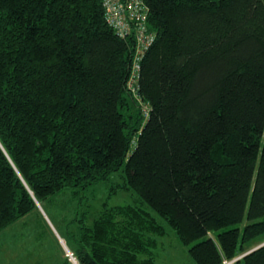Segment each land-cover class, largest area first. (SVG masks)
I'll return each mask as SVG.
<instances>
[{"label": "trees", "instance_id": "obj_1", "mask_svg": "<svg viewBox=\"0 0 264 264\" xmlns=\"http://www.w3.org/2000/svg\"><path fill=\"white\" fill-rule=\"evenodd\" d=\"M143 1L131 85L102 0H0V232L122 170L139 204L65 229L76 264H155L154 215L195 264H264V0Z\"/></svg>", "mask_w": 264, "mask_h": 264}, {"label": "rangeland", "instance_id": "obj_2", "mask_svg": "<svg viewBox=\"0 0 264 264\" xmlns=\"http://www.w3.org/2000/svg\"><path fill=\"white\" fill-rule=\"evenodd\" d=\"M124 183L120 170L106 181L85 188H66L43 202L40 216L32 212L0 232V264H63L65 257L72 263L66 256L71 252L61 238L65 229L73 232L80 225L90 227L104 203L108 207L138 205L137 196L124 189ZM154 217L166 230L165 236L157 239L155 264H195L187 252L189 246L181 245L163 220ZM246 224L244 221L240 228Z\"/></svg>", "mask_w": 264, "mask_h": 264}, {"label": "built area", "instance_id": "obj_3", "mask_svg": "<svg viewBox=\"0 0 264 264\" xmlns=\"http://www.w3.org/2000/svg\"><path fill=\"white\" fill-rule=\"evenodd\" d=\"M102 7L104 19L115 34L122 39L133 37L135 40L130 80L132 85L137 78L143 56L155 39L154 32L147 27L148 9L143 0H102ZM67 254L72 263H75L72 254ZM232 262L225 261L223 264Z\"/></svg>", "mask_w": 264, "mask_h": 264}, {"label": "water", "instance_id": "obj_4", "mask_svg": "<svg viewBox=\"0 0 264 264\" xmlns=\"http://www.w3.org/2000/svg\"><path fill=\"white\" fill-rule=\"evenodd\" d=\"M36 204H37V207H39V206H38V203H36ZM263 245H264V243H262L261 245H259V246L255 247V248H254L253 250H251L250 252H252V251H254V250H256V249L260 248V247H261V246H263ZM250 252H249V253H250ZM246 254H248V253H246ZM246 254H245V255H246ZM245 255H244V256H245ZM242 257H243V256H242ZM240 258H241V257H239L238 259H240ZM238 259H237V260H238ZM73 264H76V262H75V263H73Z\"/></svg>", "mask_w": 264, "mask_h": 264}, {"label": "crops", "instance_id": "obj_5", "mask_svg": "<svg viewBox=\"0 0 264 264\" xmlns=\"http://www.w3.org/2000/svg\"><path fill=\"white\" fill-rule=\"evenodd\" d=\"M39 211H41V207H39ZM40 213H42V211L40 212ZM49 234H50V237H52V233L49 231ZM56 235V234H55ZM55 237V236H54ZM57 237V239H59V237H58V235L56 236ZM57 242V241H56ZM61 246V245H60ZM61 250V252L63 251V249H60Z\"/></svg>", "mask_w": 264, "mask_h": 264}]
</instances>
